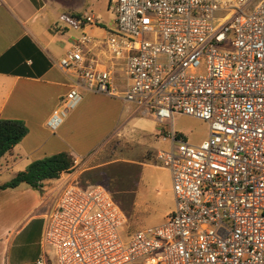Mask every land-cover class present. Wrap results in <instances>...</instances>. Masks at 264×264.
<instances>
[{"label":"built area","instance_id":"obj_1","mask_svg":"<svg viewBox=\"0 0 264 264\" xmlns=\"http://www.w3.org/2000/svg\"><path fill=\"white\" fill-rule=\"evenodd\" d=\"M253 1L117 0L107 45L125 65L123 90L112 69L85 64L89 37L60 61L79 71L85 89L137 103L164 126L172 148L156 160L171 173L176 207L126 247L119 228L128 216L111 191L70 185L47 216L55 264H264V0L249 12ZM81 100L72 89L49 126ZM176 114L207 123V139L180 137Z\"/></svg>","mask_w":264,"mask_h":264},{"label":"crops","instance_id":"obj_2","mask_svg":"<svg viewBox=\"0 0 264 264\" xmlns=\"http://www.w3.org/2000/svg\"><path fill=\"white\" fill-rule=\"evenodd\" d=\"M116 2L0 0V119L24 121L29 129L0 164L24 163L25 171L32 162L61 152L75 158L71 172L45 180L39 188L22 184L0 189V264H36L44 255L48 264H55V252L44 243L47 216L68 186H105L97 180L98 173L119 164L126 165L124 180L133 174L134 165L163 167L156 154L172 148L161 139V124L142 113L137 103L91 92L83 86L79 71L60 67L74 46L89 37L83 45L85 64L95 61L100 68L112 69L114 83L125 89L123 60L114 59L107 45L116 26ZM88 15L96 17V23H87ZM74 88L82 95L81 102L59 116L60 125L52 129L50 120L55 111L66 109L67 95ZM136 129L144 137L153 136L158 150L143 144L136 159L130 154L107 158L117 146L133 148L137 143L130 134ZM133 189L137 206L144 198L143 188L138 184Z\"/></svg>","mask_w":264,"mask_h":264},{"label":"rangeland","instance_id":"obj_3","mask_svg":"<svg viewBox=\"0 0 264 264\" xmlns=\"http://www.w3.org/2000/svg\"><path fill=\"white\" fill-rule=\"evenodd\" d=\"M261 0H254L249 6L248 11L252 12ZM147 39L151 36H146ZM162 126V125H161ZM171 128V125L168 126ZM164 128V126H162ZM174 128L180 137H184L188 142L200 144L207 139L209 135V126L207 123L187 115H175ZM166 130V127H165ZM96 135H94V138ZM130 139L137 144L133 148L125 149L123 146H117L107 158H117L130 154L132 158L138 157L141 153V145L148 146L152 150H158L154 145L155 139L150 134H143L136 129L131 132ZM160 165V164H158ZM24 163L3 162L0 164V184L11 181L16 175L24 171ZM126 165L119 164L115 167L104 168L98 173L100 183L105 185L111 191L113 198L120 204L128 216V221L119 228L120 237L126 247L129 246L133 233L138 230L157 226L162 224L167 216L172 213L176 207V199L173 191V181L170 171L160 166H133L132 175L124 180L123 173ZM126 179V177H125ZM81 182L82 179H81ZM140 184L143 188L142 201L134 206V186ZM81 187H88L77 184ZM135 264H144V259L138 260Z\"/></svg>","mask_w":264,"mask_h":264},{"label":"trees","instance_id":"obj_4","mask_svg":"<svg viewBox=\"0 0 264 264\" xmlns=\"http://www.w3.org/2000/svg\"><path fill=\"white\" fill-rule=\"evenodd\" d=\"M28 132L24 121L0 119V160L18 145ZM74 165L75 158L68 152L48 156L32 162L25 171L0 186V189L17 188L22 184L39 188L43 181L57 179L64 172H71Z\"/></svg>","mask_w":264,"mask_h":264}]
</instances>
